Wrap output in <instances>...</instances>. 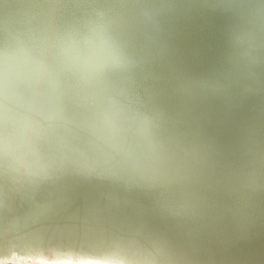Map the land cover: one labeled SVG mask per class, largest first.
<instances>
[{
	"label": "bare ground",
	"instance_id": "obj_1",
	"mask_svg": "<svg viewBox=\"0 0 264 264\" xmlns=\"http://www.w3.org/2000/svg\"><path fill=\"white\" fill-rule=\"evenodd\" d=\"M233 2L0 0V17L39 10L60 24L111 12L160 142L148 173L0 166V264H264V56L237 59Z\"/></svg>",
	"mask_w": 264,
	"mask_h": 264
},
{
	"label": "clouds",
	"instance_id": "obj_2",
	"mask_svg": "<svg viewBox=\"0 0 264 264\" xmlns=\"http://www.w3.org/2000/svg\"><path fill=\"white\" fill-rule=\"evenodd\" d=\"M232 42L246 67L264 56V0H234ZM135 61L108 10L56 23L41 11L0 17V166L26 175L54 164L148 173L160 163L158 119L130 87ZM46 264H128L57 257Z\"/></svg>",
	"mask_w": 264,
	"mask_h": 264
},
{
	"label": "water",
	"instance_id": "obj_3",
	"mask_svg": "<svg viewBox=\"0 0 264 264\" xmlns=\"http://www.w3.org/2000/svg\"><path fill=\"white\" fill-rule=\"evenodd\" d=\"M114 258H116V257H114Z\"/></svg>",
	"mask_w": 264,
	"mask_h": 264
}]
</instances>
